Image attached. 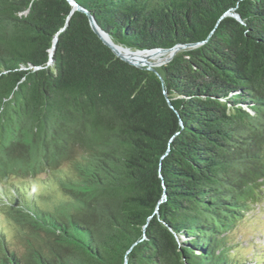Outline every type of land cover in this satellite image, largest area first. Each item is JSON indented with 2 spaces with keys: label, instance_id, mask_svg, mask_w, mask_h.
Returning a JSON list of instances; mask_svg holds the SVG:
<instances>
[{
  "label": "trees",
  "instance_id": "obj_1",
  "mask_svg": "<svg viewBox=\"0 0 264 264\" xmlns=\"http://www.w3.org/2000/svg\"><path fill=\"white\" fill-rule=\"evenodd\" d=\"M74 1L182 48L75 13L49 64L65 0H0V264H264V0Z\"/></svg>",
  "mask_w": 264,
  "mask_h": 264
},
{
  "label": "water",
  "instance_id": "obj_2",
  "mask_svg": "<svg viewBox=\"0 0 264 264\" xmlns=\"http://www.w3.org/2000/svg\"><path fill=\"white\" fill-rule=\"evenodd\" d=\"M67 6H68V12L65 18L64 26L60 29V31L54 36L52 41V46L49 50V64L53 63L52 56L55 51V44L57 41V35L62 32L66 26H68L69 21L71 17L75 13H81L85 16L90 30L96 35V37L102 42L103 45H105L114 56H116L119 60L134 66L136 68H142L145 67L149 70H153V67L160 66L158 64H155L152 61L148 60L147 56L141 57L140 55L143 53L146 54H153V53H169V57L165 59L164 61L160 62L161 65L164 63H167L171 60V58L176 54L177 51H179L182 47L176 46L171 49H152V50H132L128 47H125L123 45L115 43L108 32L103 30L101 26L96 22L94 16L85 8L80 6L76 1L74 0H65ZM239 20V18L237 17Z\"/></svg>",
  "mask_w": 264,
  "mask_h": 264
},
{
  "label": "rangeland",
  "instance_id": "obj_3",
  "mask_svg": "<svg viewBox=\"0 0 264 264\" xmlns=\"http://www.w3.org/2000/svg\"><path fill=\"white\" fill-rule=\"evenodd\" d=\"M146 54L140 55L144 57ZM149 61L154 62L155 64L161 65L160 62L164 61L165 57L169 56V53H153L147 54ZM256 224L257 226L253 227V224L241 231L240 235H238L237 240L241 244L243 251L245 252V256L250 260L252 259V255L255 252L264 253V204L257 210L256 212ZM262 253V254H263Z\"/></svg>",
  "mask_w": 264,
  "mask_h": 264
},
{
  "label": "bare ground",
  "instance_id": "obj_4",
  "mask_svg": "<svg viewBox=\"0 0 264 264\" xmlns=\"http://www.w3.org/2000/svg\"><path fill=\"white\" fill-rule=\"evenodd\" d=\"M143 54H146V53H143ZM142 55V54H141ZM147 55V54H146ZM146 55H144V56H146ZM169 57V56H168ZM168 57H165L163 60H165V59H167Z\"/></svg>",
  "mask_w": 264,
  "mask_h": 264
}]
</instances>
